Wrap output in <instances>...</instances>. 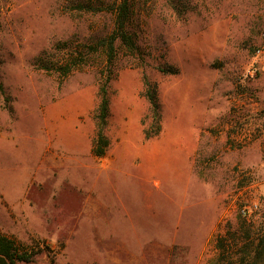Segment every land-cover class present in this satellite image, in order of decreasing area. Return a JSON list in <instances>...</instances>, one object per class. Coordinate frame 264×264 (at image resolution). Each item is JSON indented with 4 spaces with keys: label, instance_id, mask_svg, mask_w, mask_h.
I'll return each instance as SVG.
<instances>
[{
    "label": "rangeland",
    "instance_id": "obj_1",
    "mask_svg": "<svg viewBox=\"0 0 264 264\" xmlns=\"http://www.w3.org/2000/svg\"><path fill=\"white\" fill-rule=\"evenodd\" d=\"M116 2L0 0V232L19 264H264V0H131L109 55Z\"/></svg>",
    "mask_w": 264,
    "mask_h": 264
},
{
    "label": "trees",
    "instance_id": "obj_2",
    "mask_svg": "<svg viewBox=\"0 0 264 264\" xmlns=\"http://www.w3.org/2000/svg\"><path fill=\"white\" fill-rule=\"evenodd\" d=\"M116 20L115 26L117 30H115L116 34L111 35L108 41L109 55H112L114 50V42L116 38H120L126 44H133L132 37L128 33L126 29L127 22L131 15V0H117L116 6ZM67 72L69 73L72 69V66H68ZM3 84L0 78V91H3ZM101 101L95 116L97 120V131H96V140L93 148V152L97 156H103L106 153L107 147L109 145V140L105 135V128L108 123V118L110 114V100L108 96V90L106 86H102L100 89ZM144 95L148 98L151 104V117H152V129L155 125L157 129H155L154 135L152 134V130L150 131L148 128H144V133L146 139H151L153 136L159 134L161 130V112H160V101L158 97V91L156 88H148L144 91ZM241 217L243 218L242 225L247 226L250 225V221H248V211L244 210L241 212ZM247 237H250V229H246ZM264 243L260 242L255 247V256L260 257L261 254L264 253ZM231 246V245H230ZM223 253L229 251V245H223ZM41 251V248H25L22 246L15 238L3 234L0 232V264H19L20 262L29 263L32 262L35 255Z\"/></svg>",
    "mask_w": 264,
    "mask_h": 264
}]
</instances>
